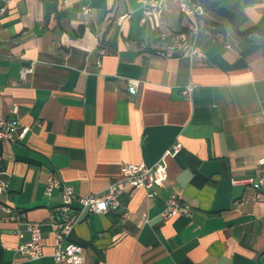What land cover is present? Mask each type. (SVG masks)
I'll use <instances>...</instances> for the list:
<instances>
[{"label":"crops","instance_id":"0c3cea01","mask_svg":"<svg viewBox=\"0 0 264 264\" xmlns=\"http://www.w3.org/2000/svg\"><path fill=\"white\" fill-rule=\"evenodd\" d=\"M212 1L228 16L206 10L192 30L173 0L144 20L141 0H0V115L27 126L0 140V264H57L61 193H45L49 173L102 193L123 162L152 165L174 141L155 195L126 187L101 212L73 202L66 239L82 245L80 264H264V197L230 181L263 168L264 0ZM178 30L202 59L155 53L158 33ZM171 193L188 215L161 218ZM5 204L40 224V257L17 251Z\"/></svg>","mask_w":264,"mask_h":264},{"label":"built area","instance_id":"2783aa9c","mask_svg":"<svg viewBox=\"0 0 264 264\" xmlns=\"http://www.w3.org/2000/svg\"><path fill=\"white\" fill-rule=\"evenodd\" d=\"M167 0H141L142 20L145 17L154 15L159 7ZM176 3L178 12L190 17V29H197L199 22L206 9L201 0H173ZM83 13L89 10L88 6H82ZM158 44L155 53L169 55L175 51L181 56H188L191 59H202L205 56L204 50L194 41L189 40L185 30L175 32H160L157 35ZM33 71V63L22 64L19 69V77L25 79ZM138 80L129 81L128 90L135 92ZM193 88L192 83L183 87V93L187 94ZM27 131V126H21L15 116L7 117L0 115V140L13 142L22 138ZM180 142L174 141L167 147L161 157L152 165L140 162H123L120 166L121 177L110 183L102 193L77 194L73 187L61 181L53 173H49L44 187L45 193L50 194L54 189H59L61 202L57 206L55 218V247L52 253L57 264H80L82 261V245L66 239L72 225L77 217L71 214L73 202L90 211L101 212L107 209H114L119 205V194L126 188L143 187L147 195H155L157 189L164 185L167 178V164L165 157L173 156L180 148ZM263 166L262 170L255 174L244 176H233L230 178L232 184L251 186L256 197H264V155L258 159ZM7 188V180L0 175V192ZM8 218L14 223L13 231L20 238L16 247L17 251L27 258H37L43 254L41 243L40 224L37 221L27 219L23 210L12 204L3 205ZM188 204L180 201L175 193H171L165 200V205L160 211L161 218H168L173 215H188ZM26 234V236H25Z\"/></svg>","mask_w":264,"mask_h":264},{"label":"trees","instance_id":"16d2710c","mask_svg":"<svg viewBox=\"0 0 264 264\" xmlns=\"http://www.w3.org/2000/svg\"><path fill=\"white\" fill-rule=\"evenodd\" d=\"M201 1L203 2V5H204V7H205L206 10L211 9V10L217 12V13H222V14H225V15L228 16V13L222 7L216 6L215 3H213L212 0H201ZM206 23L209 24L210 22L207 21ZM210 24H212V23H210ZM206 28L209 29V26L206 27ZM210 32L212 33V31H210Z\"/></svg>","mask_w":264,"mask_h":264}]
</instances>
